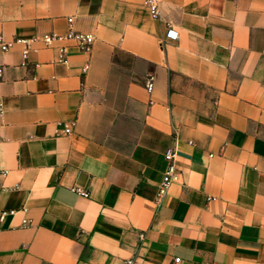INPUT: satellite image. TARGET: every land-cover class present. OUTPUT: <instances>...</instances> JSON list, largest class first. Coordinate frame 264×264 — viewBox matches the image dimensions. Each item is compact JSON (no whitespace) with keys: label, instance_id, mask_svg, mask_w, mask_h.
Listing matches in <instances>:
<instances>
[{"label":"crops","instance_id":"crops-1","mask_svg":"<svg viewBox=\"0 0 264 264\" xmlns=\"http://www.w3.org/2000/svg\"><path fill=\"white\" fill-rule=\"evenodd\" d=\"M160 8L0 0L8 42L70 18L95 36L66 63L0 50V264H264V0ZM169 151L180 177L158 202Z\"/></svg>","mask_w":264,"mask_h":264},{"label":"built area","instance_id":"built-area-1","mask_svg":"<svg viewBox=\"0 0 264 264\" xmlns=\"http://www.w3.org/2000/svg\"><path fill=\"white\" fill-rule=\"evenodd\" d=\"M145 5L149 9L150 15L153 19H161L160 0H145ZM68 23L69 29L65 34H45L31 39L18 38L10 42L6 41L2 36H0V50L3 52H7L16 44L22 45L24 47V50L22 51V65L24 66L28 64L29 54L30 52L35 51L33 50V47L36 45H41L45 48L55 50L57 53L56 61L58 63L67 62L70 47L75 48L81 54L90 55L93 51L95 36L90 33H84L75 30L72 25V18L68 19ZM178 36V32H176L173 28H169L166 32L167 39L176 40L178 39ZM3 69V66H0V74L3 72ZM86 69H88V66L86 67ZM154 79V76L149 77L147 82L148 91H152L154 86ZM65 127L67 128L65 134L69 135V127H71V125L66 124ZM165 160L167 162V167L158 186V202H161L167 196L172 185L177 183L180 177V174L176 171L175 153L172 151L167 152L165 155ZM7 174L8 172L1 171L0 178L5 177ZM71 191L76 193L78 196H82L85 198L90 197L89 192L79 186L72 187ZM23 225L29 226L30 222L28 220H23ZM125 264H132V261H126Z\"/></svg>","mask_w":264,"mask_h":264}]
</instances>
